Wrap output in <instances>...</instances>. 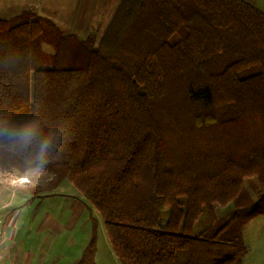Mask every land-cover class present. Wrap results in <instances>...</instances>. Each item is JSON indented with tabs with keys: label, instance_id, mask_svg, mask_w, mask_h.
<instances>
[{
	"label": "trees",
	"instance_id": "obj_1",
	"mask_svg": "<svg viewBox=\"0 0 264 264\" xmlns=\"http://www.w3.org/2000/svg\"><path fill=\"white\" fill-rule=\"evenodd\" d=\"M0 168L69 179L122 264H242L243 226L264 214V10L121 0L98 43L29 10L0 17ZM93 223L75 264H96Z\"/></svg>",
	"mask_w": 264,
	"mask_h": 264
},
{
	"label": "crops",
	"instance_id": "obj_2",
	"mask_svg": "<svg viewBox=\"0 0 264 264\" xmlns=\"http://www.w3.org/2000/svg\"><path fill=\"white\" fill-rule=\"evenodd\" d=\"M121 0H0V17L29 10L61 25L65 34L90 35L98 43ZM20 9V10H19ZM18 10V12H17ZM15 11V12H13ZM14 13V14H13ZM13 14L11 16H2ZM13 175L0 172L1 264H75L93 235L97 210L85 203L83 193H50L16 188ZM70 191V192H69ZM98 212V211H97ZM100 216V214H99ZM118 257V256H117ZM100 254L96 251L98 264Z\"/></svg>",
	"mask_w": 264,
	"mask_h": 264
},
{
	"label": "rangeland",
	"instance_id": "obj_3",
	"mask_svg": "<svg viewBox=\"0 0 264 264\" xmlns=\"http://www.w3.org/2000/svg\"><path fill=\"white\" fill-rule=\"evenodd\" d=\"M255 4L260 9L264 10V0H249ZM20 10V9H19ZM15 12V11H13ZM18 12V10H17ZM14 14V13H13ZM13 14H4L2 16H11ZM54 21V20H53ZM57 26L60 27L62 31L65 29L61 28V25L54 21ZM96 40V37H95ZM48 53H52L53 48L49 44L44 45ZM0 172L3 174L13 175L15 182L14 186L19 187H33L31 190L39 191L42 193H50L54 188L53 186V172L48 171L47 169L42 168H31L25 172H19L18 170H7L0 168ZM23 177L28 178V182H24L21 179ZM22 181V182H21ZM52 185V186H51ZM79 191L82 192L72 183L69 179H65L61 186L59 187L60 192L68 191ZM243 195L247 199H257L259 192L261 191V184L256 178H247L244 181ZM70 192V191H69ZM84 197V196H83ZM85 203L93 207V205L85 198ZM232 203L228 206L216 205L215 211L218 216L229 217L232 211ZM95 210H97L94 207ZM98 211V210H97ZM95 214L100 218V222L96 227L97 231V251L100 254V259L98 264H122L120 259L117 257V254L111 244L109 239L105 222L102 219L101 215L99 216V211ZM162 216L166 218L168 216V207L163 206ZM210 226V221L206 213H203L202 216L196 221L193 232L198 233ZM94 232V229H93ZM243 239L245 243V250H243V263L242 264H264V214L257 215L256 217L249 220L246 225L243 226Z\"/></svg>",
	"mask_w": 264,
	"mask_h": 264
},
{
	"label": "built area",
	"instance_id": "obj_4",
	"mask_svg": "<svg viewBox=\"0 0 264 264\" xmlns=\"http://www.w3.org/2000/svg\"><path fill=\"white\" fill-rule=\"evenodd\" d=\"M22 181H24V182H28V178L27 177H23L22 179H21ZM21 181V182H22ZM3 223V220H2V218H0V225ZM4 235V231L2 230V229H0V238L2 237ZM1 264V263H0Z\"/></svg>",
	"mask_w": 264,
	"mask_h": 264
}]
</instances>
